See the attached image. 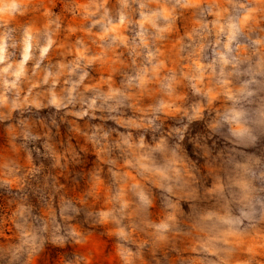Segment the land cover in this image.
I'll return each mask as SVG.
<instances>
[{
  "label": "clouds",
  "instance_id": "9594fccd",
  "mask_svg": "<svg viewBox=\"0 0 264 264\" xmlns=\"http://www.w3.org/2000/svg\"><path fill=\"white\" fill-rule=\"evenodd\" d=\"M0 264H264V0H0Z\"/></svg>",
  "mask_w": 264,
  "mask_h": 264
}]
</instances>
